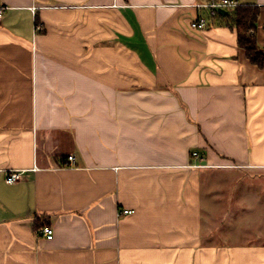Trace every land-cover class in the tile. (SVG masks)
Wrapping results in <instances>:
<instances>
[{
	"label": "crops",
	"instance_id": "crops-1",
	"mask_svg": "<svg viewBox=\"0 0 264 264\" xmlns=\"http://www.w3.org/2000/svg\"><path fill=\"white\" fill-rule=\"evenodd\" d=\"M208 2L0 0V264H264V70Z\"/></svg>",
	"mask_w": 264,
	"mask_h": 264
},
{
	"label": "trees",
	"instance_id": "trees-1",
	"mask_svg": "<svg viewBox=\"0 0 264 264\" xmlns=\"http://www.w3.org/2000/svg\"><path fill=\"white\" fill-rule=\"evenodd\" d=\"M228 14H220L209 19L218 22L219 25L227 27L237 34L238 46L246 53L249 61L257 68L264 70V50L260 48L256 33L261 15V8L257 6H239L227 10ZM48 228V227H47Z\"/></svg>",
	"mask_w": 264,
	"mask_h": 264
},
{
	"label": "built area",
	"instance_id": "built-area-1",
	"mask_svg": "<svg viewBox=\"0 0 264 264\" xmlns=\"http://www.w3.org/2000/svg\"><path fill=\"white\" fill-rule=\"evenodd\" d=\"M239 7V4L236 0H209L207 4L199 5L198 8L205 10L207 12V16H199L195 20H193L190 24V27L194 31H202L205 30L209 26V19L215 18L219 14L220 10H230ZM4 8L0 6V21L3 18ZM194 158H197V153H194ZM68 162L74 163L75 158L69 157ZM23 172L19 171H7L6 172V182L8 184H15L22 179ZM126 215L133 214V211L124 212ZM44 236L48 240H52L54 236V232L51 228H45L43 230Z\"/></svg>",
	"mask_w": 264,
	"mask_h": 264
},
{
	"label": "rangeland",
	"instance_id": "rangeland-1",
	"mask_svg": "<svg viewBox=\"0 0 264 264\" xmlns=\"http://www.w3.org/2000/svg\"><path fill=\"white\" fill-rule=\"evenodd\" d=\"M197 167H202V166H197ZM233 178V177H232ZM232 178H230V181L232 180ZM239 180L238 177H234L233 181H237ZM263 188L261 186H256V190H262Z\"/></svg>",
	"mask_w": 264,
	"mask_h": 264
},
{
	"label": "water",
	"instance_id": "water-1",
	"mask_svg": "<svg viewBox=\"0 0 264 264\" xmlns=\"http://www.w3.org/2000/svg\"><path fill=\"white\" fill-rule=\"evenodd\" d=\"M219 14L222 15V16H225V15L228 14V12L225 11V10H220V11H219Z\"/></svg>",
	"mask_w": 264,
	"mask_h": 264
}]
</instances>
